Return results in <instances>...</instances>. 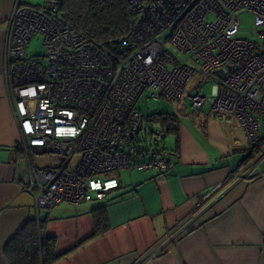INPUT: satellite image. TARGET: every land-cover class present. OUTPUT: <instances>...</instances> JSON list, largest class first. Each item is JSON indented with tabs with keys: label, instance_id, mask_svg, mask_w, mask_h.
<instances>
[{
	"label": "built area",
	"instance_id": "built-area-1",
	"mask_svg": "<svg viewBox=\"0 0 264 264\" xmlns=\"http://www.w3.org/2000/svg\"><path fill=\"white\" fill-rule=\"evenodd\" d=\"M125 3L129 30L106 43L70 25L62 0H16L7 20L3 75L27 162L23 190L37 212L101 200L118 186L117 173L132 166H174L166 129L136 107L146 90L153 100L186 98L194 111L209 104V115L235 120L256 151L264 143V0ZM244 10L253 16L254 39L237 36ZM35 35L41 56L27 52ZM47 154L55 161L35 164L36 155ZM179 233L167 232L145 260Z\"/></svg>",
	"mask_w": 264,
	"mask_h": 264
},
{
	"label": "crops",
	"instance_id": "crops-1",
	"mask_svg": "<svg viewBox=\"0 0 264 264\" xmlns=\"http://www.w3.org/2000/svg\"><path fill=\"white\" fill-rule=\"evenodd\" d=\"M15 2L0 0V264H8L5 244L32 217L46 219L56 239L55 264H264V143L256 151L235 120L210 116L209 104L194 111L176 102L183 117L175 115L177 132L164 143L171 169L132 166L101 200L36 211L23 190L27 162L3 75ZM105 202L109 228L93 237L91 210ZM167 232L180 233L145 260Z\"/></svg>",
	"mask_w": 264,
	"mask_h": 264
},
{
	"label": "trees",
	"instance_id": "trees-1",
	"mask_svg": "<svg viewBox=\"0 0 264 264\" xmlns=\"http://www.w3.org/2000/svg\"><path fill=\"white\" fill-rule=\"evenodd\" d=\"M63 18L81 33L101 43L126 34L130 18L125 0H62ZM146 121H157L167 134H176L178 120L169 113L146 115ZM107 202L91 210L93 237L109 228ZM46 219L29 218L8 240L4 254L8 264H55L60 255L55 251L56 239L45 232Z\"/></svg>",
	"mask_w": 264,
	"mask_h": 264
},
{
	"label": "rangeland",
	"instance_id": "rangeland-1",
	"mask_svg": "<svg viewBox=\"0 0 264 264\" xmlns=\"http://www.w3.org/2000/svg\"><path fill=\"white\" fill-rule=\"evenodd\" d=\"M23 1L24 3H27L29 5H40L43 2V0H23ZM239 20L240 23H239L237 36L254 39L255 33L250 31V29L253 27L252 14L245 10L241 11L239 14ZM27 52L31 56H41L44 54L45 49L42 45V40L39 35H35L31 39L27 47ZM211 85H212L211 79H208L204 82L205 93L208 94L210 92L209 88ZM190 90H192V87H189L188 89L187 86L186 91H190ZM184 101H186V106H187L189 104V101L186 98H184ZM136 107L145 115H150L152 113H169V114L177 115L181 119L183 117V107L179 103L171 102L164 99L153 100L148 96L147 90L140 95L136 103ZM165 139L166 140L164 141V143L166 142V145L170 146L173 142L171 134H167ZM55 159L56 158L52 156V154L36 155L34 158V162L37 165H41V164H48L49 162H53L55 161ZM127 172L128 171H124V170H121L119 172L122 180H126V178L128 177Z\"/></svg>",
	"mask_w": 264,
	"mask_h": 264
},
{
	"label": "water",
	"instance_id": "water-1",
	"mask_svg": "<svg viewBox=\"0 0 264 264\" xmlns=\"http://www.w3.org/2000/svg\"><path fill=\"white\" fill-rule=\"evenodd\" d=\"M215 73H216L217 75H219V76H220V75L222 74V70H220V69H219V70H216V72H215Z\"/></svg>",
	"mask_w": 264,
	"mask_h": 264
}]
</instances>
